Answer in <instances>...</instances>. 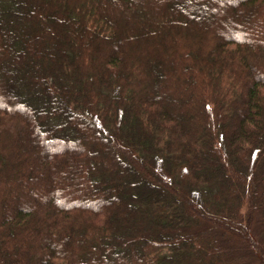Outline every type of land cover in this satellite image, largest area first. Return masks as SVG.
Instances as JSON below:
<instances>
[{
	"label": "trees",
	"instance_id": "obj_1",
	"mask_svg": "<svg viewBox=\"0 0 264 264\" xmlns=\"http://www.w3.org/2000/svg\"><path fill=\"white\" fill-rule=\"evenodd\" d=\"M0 264H264V0H0Z\"/></svg>",
	"mask_w": 264,
	"mask_h": 264
}]
</instances>
